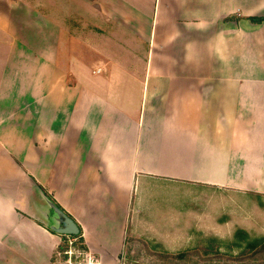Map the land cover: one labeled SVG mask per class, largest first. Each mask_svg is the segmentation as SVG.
Wrapping results in <instances>:
<instances>
[{
  "label": "crops",
  "instance_id": "0c3cea01",
  "mask_svg": "<svg viewBox=\"0 0 264 264\" xmlns=\"http://www.w3.org/2000/svg\"><path fill=\"white\" fill-rule=\"evenodd\" d=\"M1 2L0 166L99 264H132L140 186L264 197V0H85L94 32L70 30L84 50L61 54L41 6ZM0 233V264H51L60 236L24 208Z\"/></svg>",
  "mask_w": 264,
  "mask_h": 264
},
{
  "label": "rangeland",
  "instance_id": "374dc122",
  "mask_svg": "<svg viewBox=\"0 0 264 264\" xmlns=\"http://www.w3.org/2000/svg\"><path fill=\"white\" fill-rule=\"evenodd\" d=\"M28 1L37 7L41 6L43 12L60 24V54L66 52L70 40L76 44L73 49L75 53L84 50L81 43L74 40L75 34H70V30L72 33H79L82 29L83 34L94 32L91 29L92 21L86 20L89 17L85 19L84 14L92 18L93 16L86 13L80 4L85 0ZM0 7L4 8L5 4L1 2ZM78 8L80 13L84 11L82 17L78 16ZM4 160H7L6 154H0V162ZM18 177L15 171H8L0 166V227L3 229L9 227V223L12 224L18 209L24 208L30 215L35 216L29 199H38L39 195L28 186L29 192L23 199L22 194L14 189ZM149 186H140L138 193L144 200L140 205H144L146 211L140 212V216L133 221L134 226H131L130 235L135 238L128 244L132 264H182L178 260L162 259L152 252L176 254L199 245L212 246L222 252L236 255L243 251L249 242L264 240L262 196L227 190L213 191L204 187L161 184L156 181L151 182ZM61 241L59 236L58 244ZM193 261L198 264H220L218 260L205 261L197 256L187 258L184 264H194ZM233 262L240 264L238 261ZM253 262L250 261L251 264Z\"/></svg>",
  "mask_w": 264,
  "mask_h": 264
},
{
  "label": "trees",
  "instance_id": "16d2710c",
  "mask_svg": "<svg viewBox=\"0 0 264 264\" xmlns=\"http://www.w3.org/2000/svg\"><path fill=\"white\" fill-rule=\"evenodd\" d=\"M250 20L255 23H260L264 20V18L251 17ZM60 236L62 238V241L56 247L55 249L56 251L54 250L53 252L51 258L52 264H54L56 260L65 259L64 251L68 248V240L66 235H60ZM72 237L75 239L74 241L75 246L82 249H87L84 244L81 227H80V233ZM152 254L157 255L162 259L167 258L171 260L172 259L178 260L182 264L185 263L187 258H193L194 256L201 257L205 261L218 260L220 264H233L234 263L233 261H238L240 262V264H251L250 261L252 260L254 261L253 264H264V240H256L249 242L248 245L244 248V250L236 255L222 252L220 251L219 248H215L212 246H204V245H199L192 249H186L176 254H171V253L163 254V253H154V252H152ZM193 263L198 264L197 261H193Z\"/></svg>",
  "mask_w": 264,
  "mask_h": 264
},
{
  "label": "water",
  "instance_id": "95a60500",
  "mask_svg": "<svg viewBox=\"0 0 264 264\" xmlns=\"http://www.w3.org/2000/svg\"><path fill=\"white\" fill-rule=\"evenodd\" d=\"M29 181L31 182L32 189L34 188L39 195L38 199H29L37 219L58 235H78L80 233V227L77 222L46 195V193L36 185L33 179Z\"/></svg>",
  "mask_w": 264,
  "mask_h": 264
},
{
  "label": "built area",
  "instance_id": "2783aa9c",
  "mask_svg": "<svg viewBox=\"0 0 264 264\" xmlns=\"http://www.w3.org/2000/svg\"><path fill=\"white\" fill-rule=\"evenodd\" d=\"M68 248L64 251L65 259L57 260L54 264H99L98 257L88 249H82L74 245L72 235H66ZM60 254V253H58Z\"/></svg>",
  "mask_w": 264,
  "mask_h": 264
}]
</instances>
